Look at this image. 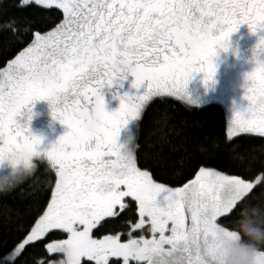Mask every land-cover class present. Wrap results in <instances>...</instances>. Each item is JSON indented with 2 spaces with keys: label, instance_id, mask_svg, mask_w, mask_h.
Returning a JSON list of instances; mask_svg holds the SVG:
<instances>
[{
  "label": "snow or ice",
  "instance_id": "6c2138e0",
  "mask_svg": "<svg viewBox=\"0 0 264 264\" xmlns=\"http://www.w3.org/2000/svg\"><path fill=\"white\" fill-rule=\"evenodd\" d=\"M34 3L60 11L49 31L33 33L23 15L0 16L4 45H22L0 68V167L6 162L10 169L0 189L7 195L27 186L40 162L54 176L46 178V200L18 217L5 215L15 238L0 237V264H217L220 234L247 242L236 225L242 208L264 206V156L247 158L249 168L259 166L252 179L198 162L190 179L172 187L151 170L160 154L142 149L137 129L154 98L196 103L188 81L194 73H203L206 84L213 80L217 48H226L241 24L264 31V0ZM260 52L264 36L245 75L247 104L234 106L228 121L226 144L234 155L231 138L238 133L264 138ZM129 79L132 91H122ZM105 91L119 100L115 110L106 109ZM38 100H47L52 117L67 127L50 147L28 129ZM149 118L166 126L165 113ZM254 259L264 264V244Z\"/></svg>",
  "mask_w": 264,
  "mask_h": 264
},
{
  "label": "trees",
  "instance_id": "16d2710c",
  "mask_svg": "<svg viewBox=\"0 0 264 264\" xmlns=\"http://www.w3.org/2000/svg\"><path fill=\"white\" fill-rule=\"evenodd\" d=\"M15 4L16 0H0V5L6 9V13L0 9V16L23 15L31 22L33 33L49 31L61 17L60 11L47 10L36 4L22 10ZM3 40L4 34H0V68L6 66L7 60L13 58L22 46L17 41H10L5 46ZM155 101L148 108V115L140 122L137 136L142 149L160 154L159 162H150L151 170L160 182L172 187L180 186L194 175L193 169L198 166V162L229 175L242 174L248 179L258 174L259 166L249 168L246 160L251 155L257 158L264 156V138L250 134L238 135L232 138L238 146L236 154L230 152L226 144L229 140V112L224 104L210 102L201 107L189 108L171 98L163 102L156 98ZM160 113L166 114V126L163 128L149 118ZM162 135L167 141L163 144L160 143ZM202 146L205 149L203 151ZM52 176L54 173L48 172L45 164L40 162L27 186L10 190L7 195L3 194V190L0 191V237L7 233L9 242L15 238L14 227L4 222L5 215L18 217L28 213L37 200H46L50 192L44 190V184L46 178ZM236 227L243 235L249 228L264 227V206L256 205L254 208L247 205L242 208ZM135 231L139 234L138 230ZM99 234L104 233L101 231ZM122 236L126 239V232H122Z\"/></svg>",
  "mask_w": 264,
  "mask_h": 264
},
{
  "label": "rangeland",
  "instance_id": "374dc122",
  "mask_svg": "<svg viewBox=\"0 0 264 264\" xmlns=\"http://www.w3.org/2000/svg\"><path fill=\"white\" fill-rule=\"evenodd\" d=\"M33 4H35L34 0ZM248 31H250L248 26L246 24H241L235 32L230 34L227 47L217 48V53L213 57L214 65L218 64L224 66L223 64L228 63L230 65V73L227 78H225V80L218 72L215 71L213 80L209 81L207 84L205 83L206 91L203 93L191 94L187 91L189 97L196 101V103L191 107H201L210 102H219L224 104L228 109L230 119L234 106L240 108L246 106L247 101L244 99L245 89L243 87L245 75L255 66V61L253 59L254 53L250 52L249 54H246L245 52V45L247 44V37L249 36ZM253 34L255 35L256 41H258L260 36H264V31H257ZM256 58L264 59V56L257 55ZM203 77V73H194L191 79L188 81L186 87H188L189 83L196 78L204 81ZM257 79L259 80V77ZM216 88H220V91H216ZM171 99L177 100L176 98ZM129 128H131V126H129ZM241 134L259 136L258 134L254 133H238L237 136ZM124 136L125 133H123V136L120 138L124 139ZM38 159L39 158L34 157V161H38ZM9 170V167L5 162V165L0 167V177L7 175ZM1 190L3 189H0V191ZM224 237L231 242L240 243V240L238 239L229 238L227 236Z\"/></svg>",
  "mask_w": 264,
  "mask_h": 264
},
{
  "label": "flooded vegetation",
  "instance_id": "af4514ba",
  "mask_svg": "<svg viewBox=\"0 0 264 264\" xmlns=\"http://www.w3.org/2000/svg\"><path fill=\"white\" fill-rule=\"evenodd\" d=\"M248 34L247 44L245 45L246 54H249L250 52L254 53V49L258 43L252 32L248 31ZM258 55L264 56V52H260ZM223 65L224 66L216 64L215 71L225 79L230 73V65L228 63ZM122 91H132V89H130V79L124 82ZM186 91L191 94L203 93L206 91L205 82L196 78L189 83V86L186 87ZM216 91L219 92L220 88H216ZM104 97L107 110H115L119 106V100L114 99L110 92L105 91ZM24 119H26V117H21V123H23ZM28 129L32 134L42 138L41 147H50L56 142L59 136L64 134L67 127L52 117L47 100H38L32 105V117L28 121ZM121 136H123V132L121 133Z\"/></svg>",
  "mask_w": 264,
  "mask_h": 264
},
{
  "label": "clouds",
  "instance_id": "9594fccd",
  "mask_svg": "<svg viewBox=\"0 0 264 264\" xmlns=\"http://www.w3.org/2000/svg\"><path fill=\"white\" fill-rule=\"evenodd\" d=\"M244 235L248 240L242 243L231 242L223 234L218 236L217 264H255L256 246L264 244V227L249 228Z\"/></svg>",
  "mask_w": 264,
  "mask_h": 264
}]
</instances>
